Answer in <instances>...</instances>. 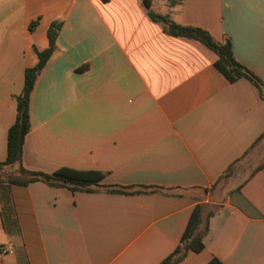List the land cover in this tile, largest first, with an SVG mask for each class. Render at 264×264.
<instances>
[{"label": "crops", "instance_id": "crops-1", "mask_svg": "<svg viewBox=\"0 0 264 264\" xmlns=\"http://www.w3.org/2000/svg\"><path fill=\"white\" fill-rule=\"evenodd\" d=\"M149 3L228 37L264 84V0ZM55 19L57 49L31 92L22 165L99 170L104 184L156 190L0 182V264H159L197 202L219 209L204 248L179 264H264V99L246 78L229 82L199 45L165 33L143 0H0V162L13 96L37 60L32 46H47Z\"/></svg>", "mask_w": 264, "mask_h": 264}, {"label": "trees", "instance_id": "trees-1", "mask_svg": "<svg viewBox=\"0 0 264 264\" xmlns=\"http://www.w3.org/2000/svg\"><path fill=\"white\" fill-rule=\"evenodd\" d=\"M147 8L149 18L159 23L163 31L171 36L192 41L212 56L213 66L229 81L235 82L240 78L249 80L259 91L264 99V84L252 71L239 63L232 52L231 41L228 37L222 40L215 39L209 31L204 28L190 25H181L174 22L166 14L154 12L150 8L149 0H143ZM38 21H31L29 30H33ZM62 26V20H52L47 28V46L38 48L32 46L36 56V63L24 69L23 87L19 94L14 95L16 102V114L14 122L7 131L6 157L0 162V169L4 166L16 164L14 173L6 177H0V182L27 184L32 181H42L53 186H65L68 189L93 191L104 190L106 192L134 194L141 192H153L156 189H148L144 185L122 186L116 184H104L102 180L105 173L93 169H74L66 166L57 168L51 173L32 171L22 165L23 143L26 134L30 130L29 102L37 76L45 66L49 57L57 49L56 38ZM233 165L221 175L226 177L231 173ZM214 186V185H213ZM152 188V187H151ZM154 188V187H153ZM205 205L197 202L188 218L186 227L181 235L178 245L159 264H179L188 251L195 253L204 248L203 239L209 231V219L219 209V205L204 213ZM208 264H223L218 258L211 256Z\"/></svg>", "mask_w": 264, "mask_h": 264}, {"label": "rangeland", "instance_id": "rangeland-1", "mask_svg": "<svg viewBox=\"0 0 264 264\" xmlns=\"http://www.w3.org/2000/svg\"><path fill=\"white\" fill-rule=\"evenodd\" d=\"M244 159H245V158H244ZM250 165H253V162H250ZM9 173H10V172H9ZM9 173H7V174H5V173L1 174V172H0V175H3V177H6ZM212 208H215V207L213 206Z\"/></svg>", "mask_w": 264, "mask_h": 264}, {"label": "built area", "instance_id": "built-area-1", "mask_svg": "<svg viewBox=\"0 0 264 264\" xmlns=\"http://www.w3.org/2000/svg\"><path fill=\"white\" fill-rule=\"evenodd\" d=\"M4 251V250H3Z\"/></svg>", "mask_w": 264, "mask_h": 264}]
</instances>
